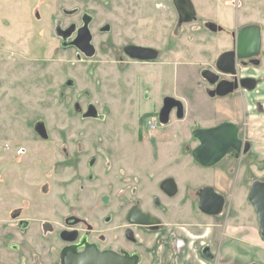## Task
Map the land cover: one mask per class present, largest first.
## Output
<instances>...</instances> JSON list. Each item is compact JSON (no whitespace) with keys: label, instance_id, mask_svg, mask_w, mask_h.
<instances>
[{"label":"rangeland","instance_id":"rangeland-1","mask_svg":"<svg viewBox=\"0 0 264 264\" xmlns=\"http://www.w3.org/2000/svg\"><path fill=\"white\" fill-rule=\"evenodd\" d=\"M134 1L94 4L86 0H0V264H52L56 260L61 242L53 235L46 239L35 236L40 235L39 225L44 220L61 224L72 211L100 204L108 214L115 213L118 204L131 197L152 208L158 183L174 164H180L176 174L183 178L185 189L173 200L190 202L191 221L183 222H204L207 216L198 209L194 193L210 178L216 189L222 192L223 187H219L217 179L218 164H181L184 156L191 160L190 149L195 141L190 130L222 119L240 124L244 120L241 127L247 138L253 124L255 129L263 128L264 111L246 109L244 118L243 107L250 100L253 105L256 101L264 104V0H236L234 4L230 0H192L198 11L197 20L185 25L180 39L164 49L155 63L120 67L110 61L114 52L106 51L103 43L105 39H116L118 33H131L133 29L128 31V26L134 22L132 15L138 6ZM166 6L170 4L167 2ZM84 11L96 17L92 29L98 50L92 56L62 43L61 30L70 22L78 24ZM170 11L168 17L174 24V9L170 7ZM104 21L113 24L108 35L96 29ZM155 21L159 37L163 19L157 16ZM207 21L229 29L248 23L261 26V65L253 72L260 85L246 97L211 100L204 92L194 95V90H186L183 84L179 88L174 85L176 73L182 75L179 71L185 68L184 75L190 77L191 85L200 89V69L222 47L221 33L205 29ZM240 71L244 73L241 68ZM69 78L74 81L72 86L66 85ZM169 94L190 98H181L186 118L178 121L171 114L170 125L163 127L158 123L157 128L149 129L147 120ZM261 95L263 98H259ZM74 103H79L81 111L74 109ZM88 103L96 107L98 117L82 116ZM229 107H235L234 113ZM38 122L43 123L46 137L35 130ZM163 133L176 143L173 148L159 149L160 154L152 158V148H144V142L159 141ZM256 136H260V141L253 140V150L238 159L226 158L221 164L234 171L235 177L227 179L229 190L225 194H235L232 214L236 221L245 223L233 233L245 230L246 224L252 235L256 230L255 213L245 195L250 181L264 180V134ZM20 147L27 152L17 154ZM91 156L96 157V163L90 171L87 161ZM15 208L22 210L25 219L36 223V232L17 229L9 217ZM188 215L182 213L184 218ZM224 240L228 241L227 237ZM236 247L237 255L245 252L250 260L264 263L261 250L247 245ZM216 264L223 262L217 260Z\"/></svg>","mask_w":264,"mask_h":264},{"label":"flooded vegetation","instance_id":"flooded-vegetation-1","mask_svg":"<svg viewBox=\"0 0 264 264\" xmlns=\"http://www.w3.org/2000/svg\"><path fill=\"white\" fill-rule=\"evenodd\" d=\"M111 1L112 0H86V3L107 4V3H110ZM118 1L120 3L128 2V0H118ZM190 1L193 6V12L189 11L185 0H135L134 3H137L138 6L135 7V12L132 15L134 22L132 23V25L128 26V31L133 29L131 33L130 34L126 32H124V34L118 33V37L116 39L114 37L112 39H107V40L105 39V43H103V46H105L106 49L108 48L107 50L104 48L106 51L114 52V57L110 61L115 63L116 66H120V67H125L129 63H136V64L155 63L157 59L161 56V52L164 49H169L172 46L173 41H175L178 38L180 39V36L185 31V25L188 22L197 20L198 11L196 10V7L194 6L193 1L192 0ZM230 1L231 3L234 4L236 0H230ZM141 2H143V5H141ZM167 2L170 4V6H166ZM170 7L174 9V12H173L174 24L171 23V18L168 17V15L169 16L171 15ZM156 8H159V9L169 8V11L156 12L155 11ZM157 16H159L160 19H163V22H162L163 33L159 37H156V33H155V25H156L155 20ZM189 18H191V20H188ZM78 20H79L78 24L74 22H70L66 28L61 30V36L63 40L62 43H64V45L68 44L69 46L79 49L75 44H71V42L77 38L78 29L86 24L89 30V34H90V44L93 46L94 54H95L98 50V46L95 43L96 35H94L92 25H94L96 17L93 13L84 11L80 15ZM209 22H213V21L205 22V29H207L208 31L214 34L221 33L220 39L223 41V45L222 47H220V50L215 54L213 59L210 62H206L205 66H202V68L200 69V77L203 80V83L199 84V86L205 92L208 98H210L211 100H222L227 97L232 98V96H235V95L241 96V97H245L246 95H249V93L253 92L256 88H258L260 84V80L258 76L256 74H253V72H255L256 68L261 65L260 55H261V52L263 51L262 50V28L261 26H260L261 28V50L259 54L256 56H251V57L242 58V59H238L235 57L236 73L228 74L218 69L217 60L222 53L226 51L235 50L236 41H237V33L241 27L247 24L236 27V28L229 29V28L223 27L216 23L217 25L221 26V29L218 28L216 31H211L207 27V24ZM248 24H252V23H248ZM254 24H257V23H254ZM96 29L98 32L102 34L105 33L108 35L110 32L113 31V24L108 21L100 22L97 25ZM67 30H69V33L67 37H64L63 31L65 32ZM173 37L174 39H172ZM115 40L118 42L120 41V43H115ZM130 45L155 49L158 51V56L157 58L152 59V60H142L138 58H132L126 52L127 47ZM254 61H257V62H254ZM239 67L241 68L242 71H244V73L240 71ZM204 68H207L215 72L218 75L214 83H209L207 79L201 76V70ZM245 78L255 79V82H252L250 80L242 81ZM166 79L167 78L165 77V82H166ZM220 81L232 82L231 85L234 87V90L226 95H218V91L223 89L224 85L226 84L224 82L225 83L224 85L218 86V83ZM251 83H254L253 88L248 89L245 87ZM166 96H171L181 101L180 95L169 94V95H165L163 99ZM163 99L157 111H154L152 117L147 120V123L148 122L150 123L148 125L149 129L157 128L158 123H160L163 127H167L168 125H170L171 121L173 120L171 119V114H173L175 117L174 119L178 121H182L187 116L186 111H185V104L181 101V103L183 104V116L181 118L177 117V110L174 107L170 111L168 122L165 124H162L160 122L159 113L163 106ZM89 104L91 103H88V105ZM87 106H86V109H87ZM74 109H75V103H74ZM243 112H244L243 117L245 118L246 117L245 109L243 110ZM223 121H226V119L215 122L213 124H209V125L195 126L190 130V135L192 137V130L194 128L211 127ZM234 123L238 126V137L242 140L243 145L246 142H249V145H250L251 143L249 139L243 135V127H241L243 124H245V121L243 120L241 124L236 123V122ZM175 134L176 133H174L173 135ZM162 137L163 139L159 141L158 140L157 141L147 140L144 142L146 143L144 145L146 147L144 148H149L150 151L152 148V151H153L152 158H156V154H157L156 149L159 146V144L167 143L169 141V140H166V134L163 133ZM192 139L195 141L197 145L198 141L194 139L193 137ZM187 147L188 146L186 144V148ZM250 149H251V145H250L249 150L246 153H241L240 156L242 154H247L250 151ZM16 152L17 154L23 155L27 151L26 149L20 147L18 150H16ZM64 152L67 154L68 150L65 149ZM124 154H128V153H124ZM129 156L131 157V155ZM226 158L238 159L232 156H226L217 164L219 165ZM95 163H96V157L91 156L87 161V167L89 168L90 171L92 170ZM167 178H173L175 180V178L172 176H165L159 181L158 186H157L158 193L157 195L152 196V199H151L152 208H144L140 200L134 199L133 197H131L127 202H120L117 206L115 213H111V214H108L106 211L107 208H102L101 204L99 206L97 205L94 208L91 206L90 207L83 206L81 208V211H79L80 209H77L76 211H72V213L65 215L62 219L61 224L56 223L57 221L55 220L54 221H50V220L42 221L39 225L40 235L37 236L35 234V236L40 239H43V238L46 239L47 236L53 235L56 240L61 242V245L58 246L57 248V252H56L57 258L52 264H62V257H61L62 251L66 249L67 247L69 249H74L76 252H82L87 248H95L97 252L111 251L122 257L125 255H129V256L135 255L136 256L135 264H174L173 262L168 261L167 259L168 248L170 247V228H169L170 222H165L164 220H162L161 215L168 216L171 214V203L170 202L173 199V197H175L181 191L179 190V187L175 180L176 185H177V192L174 195H168L166 192H164L163 189L161 188V183ZM229 178H230L229 173H223V191L222 192L216 189L214 185L202 186V187L211 186L218 194H220L223 197V205L221 207L220 212L217 213L216 215H209V216H213L214 218L213 226H214V230L216 231L215 233H219L221 238L227 237L228 241H225L226 243H231V242L235 243L234 240L243 241L245 245L251 246L253 247V249L256 248V249L261 250V253L264 256V235L260 232V229L258 226L257 214L254 211L250 202H249V205L252 207L253 212L255 213V222H256V230H254L255 234L254 235L251 234V231L248 230L247 228L248 226L247 224L245 225L246 229L243 230L242 232L233 233L235 229L239 228V227H236L235 224L237 223L239 224L241 221H235L234 214H232L234 212V208L231 209L232 208L231 205L234 200L235 194L234 196H232L233 195L232 194L231 197H228V193L225 194L226 191L229 190V185L227 181V179ZM251 182L252 181L249 182V185H248V188L245 194L247 196V201H249L248 192L251 186ZM200 188H198V190ZM198 190H196V192L194 193L197 200H198ZM130 194L134 196V191H131ZM135 205H137L142 211L149 212L151 215L155 216L158 219V222L152 225H138V224L129 222V220L127 219V214ZM92 212H93V215H92ZM21 213H22V210L19 208L18 209L15 208L9 212L10 220L15 222L16 224L15 226L17 227V229H19L20 232H23L26 229H31L32 231L36 232L37 231L36 223H34L33 221L29 219H25ZM183 221L184 220H177L176 224L183 225V226L187 225V223ZM196 229L197 228H195V231H198ZM62 233H64L69 239H64L62 237ZM148 238L153 239L161 247L160 249H158L160 252L157 253V255L156 253H151L153 254V256L155 255L157 256V260H150L148 262H145L147 258L146 253H149V252L145 251L142 244ZM183 244H184V241L179 240V243L177 242L175 244V248L177 249L179 246ZM232 247H233V244H232ZM197 254L201 258H206L208 260L213 261L216 264L217 260L220 259L221 252H220L219 245L211 246L210 244H208L204 248L203 247L198 248ZM233 257H234V254H231L230 259L228 260L229 262L228 264H236L237 262H239L238 260H235ZM245 264H264V263L258 262L256 260H250L249 262Z\"/></svg>","mask_w":264,"mask_h":264},{"label":"water","instance_id":"water-1","mask_svg":"<svg viewBox=\"0 0 264 264\" xmlns=\"http://www.w3.org/2000/svg\"><path fill=\"white\" fill-rule=\"evenodd\" d=\"M190 12H193V6L190 0H185ZM188 20H191L189 18ZM208 29L216 31L221 26L209 22ZM69 30L63 31V36L67 37ZM75 44L86 56L94 54L93 46L90 44L89 30L85 25L78 29L77 38L71 42ZM261 50V28L258 24H247L241 27L237 33L235 50L222 53L217 60V67L220 71L228 74H235V57L238 59L256 56ZM126 52L132 58L142 60H152L157 58L158 51L155 49L144 48L130 45ZM257 62V61H254ZM225 64V65H223ZM201 76L209 83H214L218 75L204 68L201 70ZM255 79L245 78L242 81ZM220 81L218 86L224 85L223 89L218 91V95H226L234 90L232 82ZM73 79L69 78L66 85L72 86ZM245 86V85H243ZM237 87V85H236ZM248 89L254 87V83L245 86ZM176 108L177 117L183 116V104L178 99L166 96L163 99V106L159 113L160 122L165 124L169 120L171 109ZM75 110L81 111L79 103H75ZM83 117H98L96 107L91 103L87 106ZM37 133L46 137V132L42 122L35 125ZM192 137L198 141V144L191 149L193 160L201 166L209 167L219 163L224 157L232 156L238 158L241 153H246L249 148V142L244 145L238 137V126L232 121H223L211 127H197L192 130ZM243 146V147H242ZM161 188L168 195H174L177 192V185L173 178H167L161 183ZM248 200L257 214L258 226L260 232L264 235V181L254 179L248 192ZM223 205V197L218 194L211 186H205L198 190V209L207 215H216L220 212ZM127 219L131 223L138 225H152L158 222V219L149 212L142 211L135 205L127 214ZM64 239H69L62 233ZM62 264H135V255L120 256L114 252H97L95 248H87L82 252H76L68 247L62 251Z\"/></svg>","mask_w":264,"mask_h":264},{"label":"crops","instance_id":"crops-1","mask_svg":"<svg viewBox=\"0 0 264 264\" xmlns=\"http://www.w3.org/2000/svg\"><path fill=\"white\" fill-rule=\"evenodd\" d=\"M184 70L186 72L185 68H184ZM184 70H180L179 71V74L183 73L182 75L179 76L177 73H176V77L174 75V77H175L174 85H176V87L179 88V87H181V84H183L185 86L186 90H190V91L194 90V91H192L194 95H201V93H203L204 91L201 89V87H200V89H195V86L191 85V84H193V82L190 79V77H188V75H184ZM181 98L185 99V101H188V99H190L188 97L184 98V96H182ZM259 98H263V96L261 95ZM222 100L223 101H228V100H230V98L227 97V98L222 99ZM263 106H264V104L263 103L261 104L258 101H256V103H254V105H253V104H251V100H250L249 103L247 102V106H245V104H244L243 110L244 109L245 110L246 109L251 110V108H254V109H257L259 111H262V110L264 111V107ZM229 109L231 111H233V113H234L235 107H232V108L229 107L228 110ZM222 120H225V119H222ZM222 120H217V121L214 120L212 123H208V124H206V123L204 124L203 123L201 125H209V124H213L215 122L222 121ZM226 120H229V119H226ZM230 121H232V120H230ZM249 124H250V122H249ZM260 126H262V125H260ZM252 127H253L252 128L253 131H251V133L253 135H251V133H250V135L248 136V139L250 138L249 141L251 143L250 144L251 145V150H253V148L255 146L254 143H253V140L255 141V140H259L260 139V136L257 138L256 135L264 134V125H263L262 129H260V128L259 129H255L254 124L252 125ZM166 140H169V141L167 143L159 144V146L157 147L156 150H157L158 155L160 154L159 149H161V148H170V147L173 148L174 144L176 143L175 140L173 141L170 138L166 139ZM195 145H196V143H194V145H192L191 147L193 148V147H195ZM191 149H190V151H191ZM142 158H143V156H142ZM172 158L173 157L171 156V159ZM184 159L185 160H183V158H181V164L182 163L191 164V162L193 161L191 155H190V159L191 160L187 159V157H185V156H184ZM140 162L142 163L141 158H140ZM222 163L223 162H221L218 165L219 168H218V178L217 179L221 183V185H219V187H223V173H229L230 177H231V175H233L235 177V174H234V171H233L232 167L231 166H222L221 165ZM180 168H181L180 164L179 165L174 164V166L172 165L171 167L168 168V173H166L167 175H164L163 177H165V176L174 177L176 182H177V185L179 187V190L181 191V189H183V188L185 189V185H184L183 178H180L179 174H176V173H179L178 170ZM174 174H175V176H173ZM212 182H213V178H210L209 181L207 182L208 184H205V185H213ZM244 184H245V179L243 178L242 181H241V184H240V187H241L240 190L241 191H242V189L244 187ZM170 203H171V214L168 215V216L161 215L162 216V220H164L165 222H170V227H169L170 228V247L168 248V255H167L168 261H171L174 264H208L209 263L208 261H210V260H208L206 258H201L197 254V249L198 248H201V247L204 248L208 244H210L211 246L212 245L213 246L214 245H219L220 252H221L219 263L222 261L223 264H228L229 263L228 260L230 259V255L231 254H234L233 258L235 260H239V262H241L240 264H245V263L250 261L249 257L245 256V254H246L245 252H241L238 255L236 253V249H237L236 246L245 245V243L243 241L234 240L235 243H232V242L231 243H226L224 238H221L219 233H215L216 231L214 230V226H213L214 225L213 216H209V215L205 214L207 216V220H205L204 222L203 221L199 222V221L194 220L193 223H190V224L187 223V225H185V226L178 225V224H176L177 220H190L191 221L192 217H191L190 209L188 208L190 202L186 201V203L181 204V203H178L177 200H173L172 199ZM180 205H182L183 207L180 208L181 207ZM144 208H146V207H144ZM183 212H188L189 215L186 216V218H184L182 216ZM193 226L195 228H197L196 230H198V231H195V228ZM235 226L236 227H241L243 225H242V222H240L239 224L238 223L235 224ZM179 240H183L184 244L179 246L176 249L175 248V244L177 242L179 243ZM232 244H233V247H232ZM142 245H143V248L145 249V251L149 252V253H146L147 254V256H146L147 258H146L145 262H148L150 260H157V256L156 255H157V253L160 252L158 249H160L161 246H159L151 238L146 239L143 242ZM225 245H226V248H224ZM151 253H156V255L153 256V254H151Z\"/></svg>","mask_w":264,"mask_h":264}]
</instances>
